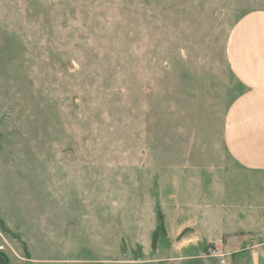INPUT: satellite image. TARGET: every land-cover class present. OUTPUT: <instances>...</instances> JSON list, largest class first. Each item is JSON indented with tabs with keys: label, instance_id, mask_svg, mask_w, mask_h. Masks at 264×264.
Wrapping results in <instances>:
<instances>
[{
	"label": "rangeland",
	"instance_id": "1",
	"mask_svg": "<svg viewBox=\"0 0 264 264\" xmlns=\"http://www.w3.org/2000/svg\"><path fill=\"white\" fill-rule=\"evenodd\" d=\"M256 11L264 0H0L3 263L116 264L181 217L264 241V171L223 137L245 90L228 41Z\"/></svg>",
	"mask_w": 264,
	"mask_h": 264
},
{
	"label": "crops",
	"instance_id": "2",
	"mask_svg": "<svg viewBox=\"0 0 264 264\" xmlns=\"http://www.w3.org/2000/svg\"><path fill=\"white\" fill-rule=\"evenodd\" d=\"M230 66L245 86V90L229 106L223 128L224 142L233 161L250 171H264V11H256L241 18L228 41ZM186 212L188 208L178 207ZM181 213V214H182ZM185 217L177 223L166 220L167 235H160L158 223L151 224L147 236L150 244L159 234V248L152 246L141 252L132 249L115 250L116 264H221L210 255V249L219 248L228 253L226 264H264V241H255L247 235L230 233L227 228L213 227L210 220L193 226ZM192 225V226H191Z\"/></svg>",
	"mask_w": 264,
	"mask_h": 264
},
{
	"label": "built area",
	"instance_id": "3",
	"mask_svg": "<svg viewBox=\"0 0 264 264\" xmlns=\"http://www.w3.org/2000/svg\"><path fill=\"white\" fill-rule=\"evenodd\" d=\"M3 248L4 247L1 246V249H3ZM209 253L212 257L219 259L221 264L227 263L228 253L224 252L223 250H221L219 248H212V249H210Z\"/></svg>",
	"mask_w": 264,
	"mask_h": 264
},
{
	"label": "trees",
	"instance_id": "4",
	"mask_svg": "<svg viewBox=\"0 0 264 264\" xmlns=\"http://www.w3.org/2000/svg\"><path fill=\"white\" fill-rule=\"evenodd\" d=\"M161 228V227H160ZM159 227H158V230L160 229ZM162 228H163V230H164V226H162ZM3 259H5V256L3 255V254H1V252H0V263H2V264H4L3 263Z\"/></svg>",
	"mask_w": 264,
	"mask_h": 264
}]
</instances>
